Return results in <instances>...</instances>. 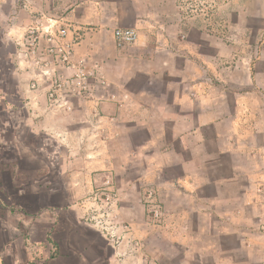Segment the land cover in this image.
<instances>
[{
	"label": "crops",
	"instance_id": "0c3cea01",
	"mask_svg": "<svg viewBox=\"0 0 264 264\" xmlns=\"http://www.w3.org/2000/svg\"><path fill=\"white\" fill-rule=\"evenodd\" d=\"M178 1L0 0V195L8 180L47 178L51 185L45 186L44 190L53 194V180L90 183L96 180V172L102 171L99 178L108 176L105 171H114L117 165L121 166L118 173L135 172L136 176L132 178L135 182L130 186L138 191L144 180V165H149L147 180L156 183L158 189L151 191L153 202L157 200L158 203L166 185L170 190L167 193L169 211L175 214L174 217L182 215L185 218L181 223L173 222L174 232L170 237L175 249H184L182 264H203L202 252L213 253L217 264L223 246V230L232 234L231 241L239 243L241 234L247 232L244 229L252 223L249 212L245 214L244 211L248 216L246 219H243L244 215L237 217L235 212L239 200L249 191L242 178L252 169L244 170L241 164L225 160L215 165L213 173H207L206 156L209 153L213 157L217 153L223 155L224 151L217 152L216 147L205 142L203 134L208 127L200 119L202 114L198 115L197 125L192 124L190 117H185L190 99L176 94L175 106L168 109L176 108L177 112L166 114V107L149 104L156 94L137 89L133 84L136 81L148 84L153 76L152 69L144 70L143 74L141 69L154 65V58L149 55L152 50L140 39L149 36L144 28L148 25L153 28V22L158 24L162 17L168 22L177 21ZM167 6L174 7V11L172 14L165 12L169 13L167 16L161 15V9ZM48 19L69 31L76 42L75 60L84 58L90 65L98 64L107 85L92 99L74 100L70 112L49 104L47 92L52 87V77H43V68L32 67L31 62L20 56V44L29 28L45 29ZM122 28L141 29L136 30L140 36L138 41L117 47L114 31ZM157 30H151L152 34L160 33ZM167 35H178L177 29H168ZM186 49L190 50L191 46L167 48L166 52L185 60ZM141 76L146 77L145 82H139ZM33 80L38 81L34 90L31 88ZM151 117L168 120L170 124L160 128L152 123ZM145 131L172 135L163 144L158 141L159 136L147 142L138 136ZM190 134L195 135L196 140L193 141ZM160 153L163 160L159 158ZM21 159L25 161L24 165ZM133 165L136 167H128ZM228 165L231 168L228 167L229 171L225 173ZM239 170L245 173L241 174ZM255 182L252 179L249 184L250 191L256 188ZM130 188L119 187L120 197L129 195ZM65 191L79 196L81 189ZM249 208H252L251 214L261 213L256 212L255 206ZM195 212L209 218L203 224L197 223L199 234L204 236L195 237L193 226L196 224L190 220V215ZM262 214L264 216V211ZM227 215H230L229 221L217 218ZM127 221L134 229L143 225L142 220ZM80 237L84 239L82 235ZM103 247L111 249L107 241ZM114 255L120 253L115 251Z\"/></svg>",
	"mask_w": 264,
	"mask_h": 264
},
{
	"label": "rangeland",
	"instance_id": "374dc122",
	"mask_svg": "<svg viewBox=\"0 0 264 264\" xmlns=\"http://www.w3.org/2000/svg\"><path fill=\"white\" fill-rule=\"evenodd\" d=\"M173 9L167 6L161 9V15L172 14ZM175 10L177 21L168 22L162 17L158 24L153 22V28H144L149 36L140 39L152 50L149 55L154 65L141 69L142 74L152 69L153 76L148 84H133L156 94L149 104L166 107V114L177 112L176 108L168 109L175 106L176 94L190 99L185 117L197 125L198 115L202 114L200 119L208 127L203 134L205 142L217 152L224 151L223 155L206 156L207 173H213L215 165L225 160L241 164L244 170L252 169L242 178L249 191L235 211L240 218L244 211L249 212L252 223L244 229L247 232L241 234L239 243L231 241L232 234L223 230L217 264H264V0H179ZM174 28L178 35L168 36L167 30ZM156 29L160 33L152 34L151 30ZM184 45L191 46L186 49L185 60L166 52L167 48L180 49ZM145 78L141 76L139 82H145ZM91 84L94 89L87 99L107 87L97 80ZM151 121L160 128L170 124L156 118ZM170 135L145 131L138 136L147 142L159 136L163 144ZM159 158L163 160L162 153ZM148 167L144 165V180L138 191L130 186L135 182V172L118 173V165L114 171H105L108 176L99 178L102 171L96 172V180L90 183L53 180V194L44 190L51 185L47 178L5 181L0 195V264H182L184 249H175L170 237L173 222L181 223L185 218L174 217L169 211L170 190L166 185L158 203L151 202L154 196L150 199L148 195L157 186L147 180ZM252 179L256 180V188L250 191ZM57 186L60 189L56 190ZM119 187H131L129 195L120 197ZM78 188L79 196L65 193ZM158 205L162 216L155 219L152 210ZM253 206L261 213L252 215L249 207ZM228 216L217 218L229 221ZM190 217L196 224L195 237L204 236L199 234L197 223H205L208 216L195 212ZM127 220H142L143 225L134 229ZM106 241L111 249L103 247ZM115 251L120 255L115 256ZM202 257L203 264H216L213 253L202 252Z\"/></svg>",
	"mask_w": 264,
	"mask_h": 264
},
{
	"label": "built area",
	"instance_id": "2783aa9c",
	"mask_svg": "<svg viewBox=\"0 0 264 264\" xmlns=\"http://www.w3.org/2000/svg\"><path fill=\"white\" fill-rule=\"evenodd\" d=\"M138 39L139 34L135 29L114 31V40L119 48L135 44ZM75 44L69 31L52 19H48L45 29L31 26L20 44V56L31 62L32 67L43 68V77H52V87L47 92L49 104L68 112L73 108L74 98L87 99L91 96L94 89L92 82L97 80L101 85H106L98 64L90 65L84 58L75 60ZM37 82L33 80V90L37 89ZM148 196L152 199L154 194L150 192ZM152 213L155 219L162 216L159 207L154 208Z\"/></svg>",
	"mask_w": 264,
	"mask_h": 264
},
{
	"label": "trees",
	"instance_id": "16d2710c",
	"mask_svg": "<svg viewBox=\"0 0 264 264\" xmlns=\"http://www.w3.org/2000/svg\"><path fill=\"white\" fill-rule=\"evenodd\" d=\"M21 227H23V226L21 225Z\"/></svg>",
	"mask_w": 264,
	"mask_h": 264
}]
</instances>
